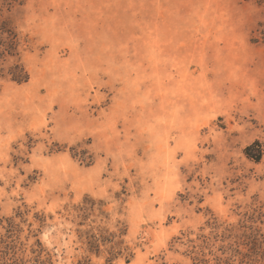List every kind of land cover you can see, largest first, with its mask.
Instances as JSON below:
<instances>
[{
    "label": "rangeland",
    "instance_id": "374dc122",
    "mask_svg": "<svg viewBox=\"0 0 264 264\" xmlns=\"http://www.w3.org/2000/svg\"><path fill=\"white\" fill-rule=\"evenodd\" d=\"M36 261L264 264V0H0V264Z\"/></svg>",
    "mask_w": 264,
    "mask_h": 264
},
{
    "label": "trees",
    "instance_id": "16d2710c",
    "mask_svg": "<svg viewBox=\"0 0 264 264\" xmlns=\"http://www.w3.org/2000/svg\"><path fill=\"white\" fill-rule=\"evenodd\" d=\"M18 78V76L17 77H13V80L14 81H18L19 79H17ZM20 81V80H19ZM257 146V145H256ZM249 149H246V156L248 157V158H250L251 160H253L254 162H258L259 160H260V156H261V153H260V151L258 150L257 152H256V156L255 157H251V155H249L248 153H249ZM248 152V153H247ZM252 156H254V155H252ZM38 258V257H37ZM38 260V259H37ZM38 264H46L44 261H36ZM13 264H15V263H13ZM84 264H87V263H84Z\"/></svg>",
    "mask_w": 264,
    "mask_h": 264
}]
</instances>
